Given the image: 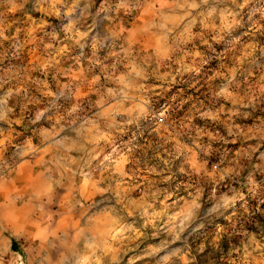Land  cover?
Segmentation results:
<instances>
[{"label":"rangeland","instance_id":"374dc122","mask_svg":"<svg viewBox=\"0 0 264 264\" xmlns=\"http://www.w3.org/2000/svg\"><path fill=\"white\" fill-rule=\"evenodd\" d=\"M0 219V264H264V0H0Z\"/></svg>","mask_w":264,"mask_h":264},{"label":"crops","instance_id":"0c3cea01","mask_svg":"<svg viewBox=\"0 0 264 264\" xmlns=\"http://www.w3.org/2000/svg\"><path fill=\"white\" fill-rule=\"evenodd\" d=\"M16 192L17 191H15L14 193H16ZM18 213L19 212H18L17 207H14L13 205L9 207V216L10 217H17ZM0 226L3 227L4 230H6L7 232H9L13 235H16V236L23 235V233H26V234L32 233V230H28V231L24 230V227H25L24 223L22 224V223L18 222V220H16V221L13 220V221H9V222L5 223V221L3 219H0ZM0 241L2 242V239ZM7 241H9V238L7 239Z\"/></svg>","mask_w":264,"mask_h":264}]
</instances>
